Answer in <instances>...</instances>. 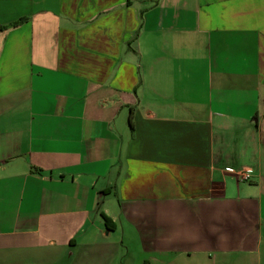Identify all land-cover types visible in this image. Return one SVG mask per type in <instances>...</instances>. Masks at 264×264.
Masks as SVG:
<instances>
[{
	"label": "crops",
	"instance_id": "crops-1",
	"mask_svg": "<svg viewBox=\"0 0 264 264\" xmlns=\"http://www.w3.org/2000/svg\"><path fill=\"white\" fill-rule=\"evenodd\" d=\"M0 264H264V0H0Z\"/></svg>",
	"mask_w": 264,
	"mask_h": 264
},
{
	"label": "built area",
	"instance_id": "built-area-1",
	"mask_svg": "<svg viewBox=\"0 0 264 264\" xmlns=\"http://www.w3.org/2000/svg\"><path fill=\"white\" fill-rule=\"evenodd\" d=\"M230 171L233 172L232 170ZM253 173L254 172L252 169H244L241 172H238L237 175L239 176L241 181L249 182L251 180Z\"/></svg>",
	"mask_w": 264,
	"mask_h": 264
},
{
	"label": "trees",
	"instance_id": "trees-1",
	"mask_svg": "<svg viewBox=\"0 0 264 264\" xmlns=\"http://www.w3.org/2000/svg\"><path fill=\"white\" fill-rule=\"evenodd\" d=\"M24 21H26L25 18H24V19H21L19 23L24 22ZM131 126H132V125H131ZM104 218H105V221L108 222V219H107L106 217H104Z\"/></svg>",
	"mask_w": 264,
	"mask_h": 264
}]
</instances>
